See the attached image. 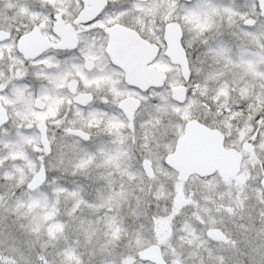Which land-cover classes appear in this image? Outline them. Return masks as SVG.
Wrapping results in <instances>:
<instances>
[{
	"label": "snow or ice",
	"instance_id": "snow-or-ice-1",
	"mask_svg": "<svg viewBox=\"0 0 264 264\" xmlns=\"http://www.w3.org/2000/svg\"><path fill=\"white\" fill-rule=\"evenodd\" d=\"M0 264H264V0H0Z\"/></svg>",
	"mask_w": 264,
	"mask_h": 264
}]
</instances>
